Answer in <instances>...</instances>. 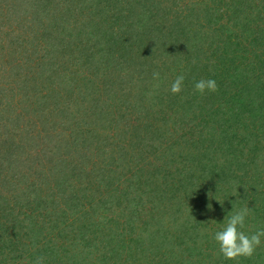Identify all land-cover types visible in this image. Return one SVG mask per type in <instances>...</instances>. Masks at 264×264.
<instances>
[{
    "label": "rangeland",
    "instance_id": "1",
    "mask_svg": "<svg viewBox=\"0 0 264 264\" xmlns=\"http://www.w3.org/2000/svg\"><path fill=\"white\" fill-rule=\"evenodd\" d=\"M16 2L0 0L6 22L0 34V264H34L37 257L44 264H264V242L251 257L226 260L213 239L227 217L245 206L250 214L242 230L251 234L264 227V51H244L254 41L240 36L234 54L246 56L257 82L231 86V76L214 67L218 55L202 66L213 45L191 39L189 19L193 15L198 26L203 6L213 9L219 23L200 27L210 32L226 23L229 17L221 13L236 3L242 15H259L242 26L260 31L264 0H38L42 11L24 16ZM96 3L123 30L136 24L134 11L145 18V37L134 44V57L148 43L146 67L165 68L166 81L159 90L165 94L151 108L159 116L153 125L150 115L136 114L126 117L134 123L124 124L128 106L114 95L131 91L127 84L137 79L138 64L118 62L96 74L90 65L84 68L85 58L75 61L80 54L66 44H78L71 23L82 27L83 15ZM18 22L24 35H15ZM43 22L50 35L41 34H47ZM107 47L119 52V44ZM171 66L185 76L182 99L164 90L177 76ZM98 76L106 81L97 83ZM82 77L93 85H81ZM202 78L225 81L222 95L243 88L249 113L231 135L208 137L211 153L184 147L191 134H203L202 140L205 130L194 133L192 123L168 117L191 93L192 103L205 102L204 94L193 92ZM197 113L192 121L201 119Z\"/></svg>",
    "mask_w": 264,
    "mask_h": 264
},
{
    "label": "trees",
    "instance_id": "2",
    "mask_svg": "<svg viewBox=\"0 0 264 264\" xmlns=\"http://www.w3.org/2000/svg\"><path fill=\"white\" fill-rule=\"evenodd\" d=\"M9 1H12V0H3V4L6 5L9 3ZM14 1L16 2V0ZM37 1L38 0H18V2H16V8L23 16L24 14L26 15V13L29 11H32L34 14L38 12L37 14H39L42 11L41 8L44 7V5H40ZM94 1H98V0H94ZM102 1L103 0H100V3ZM108 1L111 3L112 1L114 2V0H106V2ZM31 4H35V6L37 5L36 8L29 10ZM239 6L237 7L236 3H234L230 5L229 8L226 7L227 9L225 8L226 9L225 15L223 12L221 13V15L223 16L227 15V17L229 18H227L226 23L222 24L221 27L217 29L213 28V30L210 31L211 33L203 32L202 30H200V27L202 28V25L203 26L209 25L210 27L211 24L219 23V22H216L218 21L219 18L216 19V17L212 16L216 14V11H213V9L211 8H209L208 10V8L203 6L202 17L198 16L199 18L198 26H196L197 24L196 21L193 20V18L195 17H193V15L189 17V19L192 20L191 21V25H193L192 30H194V32L192 33V35L193 34L194 35L193 37H191V39H193L194 41L197 40L200 43L209 42L213 45V48H210V49L207 48L210 51V52L208 51L209 57L208 56L205 57V60H203L202 66L203 64H204V67L206 65H210L209 60L213 59V55H218V57H220L221 60L217 58L216 59L217 63L214 64V67L216 68L219 67L218 70L227 72L226 74L231 76L230 78L232 79H229L230 80L229 84L231 86H234V83H237L238 86L239 85L243 86V82H252V81L257 82V77L256 75H254V71H251V69L248 68V67H251L249 63L250 61H248L247 63H244L246 56L239 54V53L234 54V52L239 50L238 49L239 47L238 39L240 38V36H243V38L245 39L249 38L250 41H254L253 43L250 42L249 44H246L244 47H242L243 50L244 48H247L250 53L249 47L250 48L254 47L255 50L259 49L260 51H264V21H262V24L260 23L261 27L260 25H258V27L261 28L260 31L257 28L255 29L256 31H253L252 29L247 28V26L246 27L242 26L241 21H248L251 24H253L257 21L256 19H259V15H255V13H253L254 10H252V12L249 15H246V14L242 15V13H239V9H240ZM93 7L87 10V12L83 15V20H82L83 26L82 27H80L79 25L75 26L74 24H76V22L71 23L72 28L70 30H73L74 34L80 37V40H78V44H76L75 41L74 42L68 41L66 43V44H70L69 46H70L71 52L80 54V55L74 56L75 61L77 60L79 56H81L80 57L81 61H83V59L85 58L84 61L86 63L84 65V68H86L87 65H90L92 67L91 71H93V73H96V74L99 72V69L102 70L101 67H103L104 69L105 67L112 66V64L114 65L115 63H118V62L123 64L124 66L130 65L131 63L138 64L140 68L135 70V72H137L136 73L137 79H135V81L133 80L132 83L127 84L129 88L131 87L132 92L128 91L126 93L118 94L119 91L117 90L114 92V95H116L117 99L119 97L118 99L119 103H122V104L125 103L128 106V108L126 109L127 112L125 113V119H127L126 117L128 116L130 117L133 114H136L138 116L139 115L145 116L146 119H148V115H150L149 117L150 125L155 124L154 122L158 121L159 116H158V113L155 112L156 110H153L151 108L154 105L155 99L159 98V102H160L161 98L165 94V93L161 94L159 92L161 87H163L166 82L163 79V72H161L165 68L154 69L153 67H149V68L146 67L147 61L144 62L143 59L147 55H150V53L148 52L150 49H148L145 46V44H148V43H142L141 47L143 49L141 51L143 52V54L139 56L140 58L135 59L134 57V54L136 51L134 50V44L141 43L140 42L141 38H143L144 36V35H141L140 33L144 29V23H145L144 22L145 20L142 21V19H145L143 18V16L141 19L142 12L140 10H138L137 13L136 11H134L133 14L134 16L137 17L136 24H134L133 26V24L130 23L127 26L131 28L126 27L125 30H123L122 28H119L118 20L113 15H110V18H108L104 14L105 12L99 9L100 7L97 5V3ZM217 12L220 13L221 11H217ZM4 14L5 13L0 9V22L2 23L0 24V34H1V31L4 25H6V22H4V18H2ZM200 18L202 19L200 20ZM33 19H32V22L35 21V18ZM23 24H24L23 22L16 23L17 30L15 31V35L20 34L21 36L26 33L24 32V30L26 29L22 28ZM40 24H42V28H45L43 29V31L47 32V34L46 33L44 34V32H42L41 34L50 35V32L48 30V25L46 24V27H45V22L39 23V25ZM42 28L40 27V29ZM244 29H248V30H244ZM127 32H129V34H127ZM107 34H110V36L112 37L107 38L108 37ZM16 38L18 37L16 36ZM104 38H107V39H104ZM125 39H127L126 42H125ZM48 40H49L48 43L50 44V47H53V48L57 47L56 44H54V46L52 45V42L50 39ZM63 40L64 39H61L60 42ZM65 41L66 39L64 40V42ZM117 44H119V52L112 51V50H116V49H113L112 47H116ZM106 46H108L107 48L111 46L112 49L110 50L109 48L110 51H106L104 49ZM254 49H253V52L255 51ZM228 55L230 56L229 58H228ZM112 56L118 57L119 61L118 60L114 61L113 60L114 57ZM132 57H134L135 59V60L133 59V62H132ZM225 60H227V62L223 63V61ZM221 63L223 64L220 66ZM224 65L225 67L224 69H222ZM175 66H171V68L169 67L168 69H171L173 73L175 72L174 74L179 75L177 71L180 72V70L176 69L177 70L176 71ZM263 67H264V61H262L260 68H263ZM153 72H159L160 74L159 80L157 82L158 84L152 80ZM173 73H171L170 71L168 72V74H173ZM76 77L78 78L77 75ZM100 77L98 76V79L100 81H97V83L101 81L102 82L106 81L105 78H103L102 76ZM79 79L83 81L81 85L85 87H88L89 85H93L92 78H89L90 79L89 81L87 78H83V77ZM131 80L132 79L129 78L128 76L125 81L130 82ZM215 81L217 83V90L214 92V95H216L218 98L215 97L216 99H214L213 94L211 92L206 91L204 93V95L206 96V100L201 105L197 101H195V103H192L190 101V99L193 96L191 93V97L183 101L178 106L177 109L175 108L173 111L174 114L172 116H168V117H174L175 115V117L172 120L174 121L178 119L177 122H179L181 125H183L184 122L192 123L194 126L193 128H195L193 129L194 133H199V129L205 130V136L202 140L198 139V137H201L203 134L200 136L198 135L194 136L191 134V138H190L191 143L187 141L184 144V147L187 146L188 149L190 148L196 151V149L198 150L201 147H203V148H207L206 150L208 151L206 153H211L209 151L210 150L209 148H211V143L210 141L209 143H207L208 137H210V140H211L212 138L213 139L216 138L218 134H220L221 136H223L222 134L224 135H227L228 133L230 134L229 130L240 125L239 121L241 122V121L247 120L246 115L249 113L245 112L246 109H244L243 107V103L246 100L245 96H243L244 95L243 88L242 90H238L237 89L238 86H237L236 88L234 87L232 91L230 90L231 88H229L226 91H224V94L222 95L220 94V92L224 90L223 87L225 86V81H220L219 79H215ZM124 88H126V86ZM182 88L183 90H181L180 93L176 94L178 95L180 99H182L184 97V94H186L188 85H184V87ZM164 90L166 92H170V88H165ZM193 92H195L194 88H193ZM225 93L227 96L225 95ZM157 95H161V97H157ZM197 111H198L197 114L201 116V119H199L198 121H192L193 118L194 119L196 118L195 113ZM127 120L128 122L125 121L124 124L134 123L135 121L134 120L133 122H129V119ZM139 120H144V119L140 118ZM143 123L147 124V121L146 122L143 121ZM171 124L173 125L175 124V122H172ZM125 128L128 129L126 125H125ZM121 130H125V129L122 128ZM242 132L243 131L241 130L240 133L243 136ZM252 138L255 139V135H252ZM242 139L243 137H241V140ZM248 139H250V137ZM215 152H212V156H214L213 158L217 156V152L216 154ZM216 160H217V157H216ZM229 264H233V263H229Z\"/></svg>",
    "mask_w": 264,
    "mask_h": 264
},
{
    "label": "clouds",
    "instance_id": "3",
    "mask_svg": "<svg viewBox=\"0 0 264 264\" xmlns=\"http://www.w3.org/2000/svg\"><path fill=\"white\" fill-rule=\"evenodd\" d=\"M159 72H153L154 80H159ZM185 80L183 74L177 75L171 83L170 92L172 94L180 93ZM193 88L196 92L204 94L215 92L217 83L214 79H199L194 82ZM250 214L248 206L240 208L227 217L226 223L220 230L213 234V239L218 245L219 252L226 260H235L238 257H251L256 248L264 242V227L258 228L254 233L246 234L244 228L246 218ZM34 264H44L43 257H37Z\"/></svg>",
    "mask_w": 264,
    "mask_h": 264
}]
</instances>
